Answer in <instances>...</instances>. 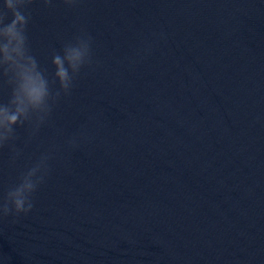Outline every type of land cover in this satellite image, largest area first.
<instances>
[{
    "label": "water",
    "instance_id": "obj_1",
    "mask_svg": "<svg viewBox=\"0 0 264 264\" xmlns=\"http://www.w3.org/2000/svg\"><path fill=\"white\" fill-rule=\"evenodd\" d=\"M24 11L49 78L82 34L91 62L0 147V201L50 157L31 210L0 216V264H264V0Z\"/></svg>",
    "mask_w": 264,
    "mask_h": 264
},
{
    "label": "clouds",
    "instance_id": "obj_2",
    "mask_svg": "<svg viewBox=\"0 0 264 264\" xmlns=\"http://www.w3.org/2000/svg\"><path fill=\"white\" fill-rule=\"evenodd\" d=\"M50 0H44L49 3ZM32 0H2L0 3V85L7 100L0 101V147L14 141L15 127L28 124L39 129L61 94H68L81 69L91 62L90 37L83 51L74 50L66 64L61 53L51 54V78L31 53L27 37L30 14L24 11ZM72 3V0H65ZM58 85L54 89V86ZM18 155V153H17ZM49 155L41 157L10 188L0 201V216L27 213L33 207L32 195L48 173Z\"/></svg>",
    "mask_w": 264,
    "mask_h": 264
}]
</instances>
